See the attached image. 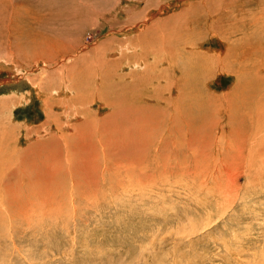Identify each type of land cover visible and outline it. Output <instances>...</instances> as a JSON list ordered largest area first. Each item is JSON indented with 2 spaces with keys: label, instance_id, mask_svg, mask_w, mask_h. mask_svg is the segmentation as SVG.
<instances>
[{
  "label": "rangeland",
  "instance_id": "rangeland-1",
  "mask_svg": "<svg viewBox=\"0 0 264 264\" xmlns=\"http://www.w3.org/2000/svg\"><path fill=\"white\" fill-rule=\"evenodd\" d=\"M202 1L205 0H52L54 3L51 0H0V60L14 63L21 69L25 79H31L32 83L38 85V91L34 88L30 90V85L24 79L17 82L15 75L0 71V147L3 156L4 150L9 151V156L15 159L13 168L24 160L21 156L25 157L29 149L27 160L37 155L45 157L44 149L40 151L31 144V141L38 139V133L32 130L38 129L48 116L44 112V104L36 96L41 90L39 72L46 65L43 62L37 63V58L45 54L44 45L68 44L79 54L85 51L91 55L98 48L104 49L108 44H115L116 50L107 51L114 53L120 50L121 45L125 46L128 41L138 37L149 41L159 34L169 35L175 29L190 27L189 23L193 20L205 22L204 14L208 10L215 13L222 7L219 0H206L204 6ZM225 1L243 4L253 11L258 6L264 7V0ZM44 3L50 11L47 7L45 10ZM40 7L43 8L42 12ZM198 24L194 22L195 26ZM213 48L216 49L215 46ZM113 55L116 56L115 53ZM68 62L55 66L51 64L50 68L55 67L51 71L58 73L63 69L62 65L71 63ZM77 65L78 70L85 66L81 62ZM60 81L57 80L55 86L58 92L63 86ZM232 81V77L224 75L221 86H211L212 90L207 87V90L217 91L219 94H216L220 95L223 90L231 88ZM57 111L65 115V129H68V125L72 127L74 121L67 119L69 110L66 106ZM189 116V125L198 127L201 124L202 121H197L198 117H194L192 112ZM208 120L211 119L207 117ZM210 132L215 136L216 131L210 129ZM206 135L210 136L209 132H190L188 138L194 141L193 144L189 148H179V156L169 162V158L166 160L164 157H168L170 152L167 151V154L166 150H160L157 163L154 161L151 164H157L156 167L146 168L143 177L139 173L137 176L133 173L126 176L125 171L120 170L110 172L104 177V183L100 184V193L95 195L97 200L91 193L74 195L67 183L64 197H52V200L45 202L36 200L33 209L35 213L31 211V215L14 213L12 205L9 206L5 184L10 185L14 181L9 179L7 173L5 179L0 178V264H264V162H259L261 169L248 167L244 171L237 169L236 163L230 164V173L236 181L231 183L234 180H228V183L226 180L224 190L227 186L228 197H220L211 190V178L224 169V165L217 168L223 154L216 159V151L207 150L205 166L198 162L202 152L200 143L208 137ZM262 149L260 159L263 160L264 147ZM162 151L164 153L160 154ZM192 161L196 164L193 165ZM4 169L6 172L11 171L7 167ZM213 169L215 172H212ZM148 170H154V176L147 177ZM138 177H141L145 185L136 183ZM158 178L161 180L158 181ZM236 182L239 186L233 195L231 192ZM114 184L118 187L115 188ZM116 194H121L123 199L120 196L118 199ZM125 200L127 202L124 203ZM15 206L18 209L21 203Z\"/></svg>",
  "mask_w": 264,
  "mask_h": 264
},
{
  "label": "bare ground",
  "instance_id": "bare-ground-1",
  "mask_svg": "<svg viewBox=\"0 0 264 264\" xmlns=\"http://www.w3.org/2000/svg\"><path fill=\"white\" fill-rule=\"evenodd\" d=\"M43 1L39 0V2ZM219 3L222 5L219 11L213 14L208 10L204 14L205 22L199 19L193 20L189 23L190 27H185L186 29L174 28L175 32L169 35L159 34L149 41L141 40L137 36L135 40L128 41L127 45H121L120 50L114 52L116 56L113 55L114 53H107L115 49V44L104 47L106 51L98 48L91 55L83 50L79 54L68 44L44 45L45 54L37 58V63L43 62L46 65H43L44 69L39 72L40 75L37 74L40 76L41 90L36 96L44 104L45 109H43L48 116L38 129L32 130L38 133V139L35 142L31 141V144L40 151L44 149L45 157L37 155L27 160L29 149L25 157L20 155L24 160L19 161V164L13 168L15 159L9 156L11 154L7 150H4L3 156L0 147L2 162L0 178L5 179L8 173L9 179L14 181L10 185L5 184L7 187L5 192L9 196L8 203L9 206L12 205L11 209L15 210L14 213L28 215L35 208L36 200L45 202L52 200V197L59 198L60 195V198L64 197L67 193L65 188L67 183L71 186L70 192L74 195L84 196L86 193H91L95 196L99 195L100 184L104 183V177L110 172L120 170L125 171L126 176L132 173L137 176L139 173L143 177L146 168L156 167L157 164H151L154 161L157 163L160 150L170 152L171 157L169 155L164 157L166 160L169 158V162L177 157L181 151L179 148H189L194 142L188 138L193 130L198 134L209 132L210 135H206L208 137L200 143L202 152L198 162L205 166L207 150L216 151V159L223 154L217 168L224 165V169L211 178V190L218 193V196L228 197L227 186L226 191L224 190L227 184L225 182L236 181L230 173L232 169L230 164L236 163L237 169L242 171L248 167L262 168L259 162H264V159H260L264 147V7L258 6L253 11L245 8L243 4L236 5L233 1L219 0ZM249 4L251 5L250 2ZM202 5H206V0ZM46 7L47 5L45 10ZM42 9L40 7L41 12ZM194 22L199 24L195 26ZM214 46L216 49L213 48ZM65 61L71 63L68 62L70 64L67 66L62 65L63 69L56 74L51 71L55 69V67L50 68L51 64L55 66L59 63L64 64ZM79 62L85 64L87 68L84 66L78 70ZM0 71L1 73L6 71L10 76L15 75L17 82L24 79L30 85V90L33 88L37 90L38 85L32 83L31 79H25L21 75V69L14 63L0 60ZM37 75L36 77H39ZM224 75L232 77L233 84L231 88L217 95L219 93L212 92L211 86H221ZM57 80H61L63 85L60 92L55 87ZM207 87L211 90L208 91ZM63 106L69 110L67 119L74 121L72 127L67 126L68 129H65L63 124L65 115L63 116L61 112L57 113V110ZM191 112L194 117H198L197 121H202L198 127L189 125ZM61 117L63 119H60ZM207 117L211 120L206 121ZM210 129L216 131L215 136L211 135ZM217 134L219 136H216ZM163 151L160 154H163ZM195 164L193 162V165ZM4 167L11 171L6 172ZM214 169L212 172H215ZM147 172V177L154 176V170ZM138 179L141 180V177ZM139 180H136L137 184L145 185ZM236 184L237 182L231 192L233 195L239 186ZM113 186L118 187L115 184ZM69 189L70 187L68 191ZM119 196L116 194L118 199ZM19 203L21 206L17 209L15 205Z\"/></svg>",
  "mask_w": 264,
  "mask_h": 264
}]
</instances>
